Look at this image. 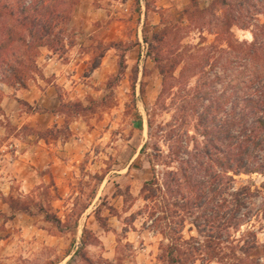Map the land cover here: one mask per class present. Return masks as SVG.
<instances>
[{
  "label": "rangeland",
  "instance_id": "1",
  "mask_svg": "<svg viewBox=\"0 0 264 264\" xmlns=\"http://www.w3.org/2000/svg\"><path fill=\"white\" fill-rule=\"evenodd\" d=\"M199 2L206 8L213 0ZM190 3L82 0L67 27L65 47L40 49L43 77L35 74L27 88L0 85V264H171V244L186 253L188 264H234L236 256L254 264L264 257L256 249L249 255L242 251L253 234L264 244V212L257 213L264 206L262 174L235 176L237 188L256 192L248 203L257 216L233 232L237 241L223 247L220 259L198 251L208 237L191 217L185 216L184 230L172 231L166 220L161 226L155 221L165 216L163 201L156 208L145 199L146 182L157 176L163 184L178 165L171 163L165 141L173 96L158 103L163 76L144 38L163 26L161 14L172 24ZM218 21L208 15L183 32L179 48L187 53L186 63L210 51ZM252 31L233 28L240 41L253 40ZM193 126L194 121L191 134ZM9 196L44 201L62 223L47 221L31 200L33 215L18 212L11 219L3 201ZM181 218L173 214L172 228Z\"/></svg>",
  "mask_w": 264,
  "mask_h": 264
},
{
  "label": "trees",
  "instance_id": "2",
  "mask_svg": "<svg viewBox=\"0 0 264 264\" xmlns=\"http://www.w3.org/2000/svg\"><path fill=\"white\" fill-rule=\"evenodd\" d=\"M81 1L0 0V85L27 88L35 74L43 77L37 64L40 49L65 47L67 27ZM208 15L219 19L216 39L210 51H203V56L197 60L194 56L193 63L189 59L186 63L188 56L179 48V40L183 32L193 31ZM261 17L264 18V0H213L206 8L201 7L199 0H191L172 24L166 23L161 14L163 26L152 37L144 38L149 46L148 55L163 76L158 103L168 95L173 96L175 112L167 124L165 141L169 144L171 163L178 165L177 170L165 175L163 184L157 176L146 182L145 199L156 208L159 200L163 201L165 216L155 221L161 226L166 220L172 231L184 230L185 216L191 217L199 233L208 237L198 251L204 250L210 259H220L223 247L237 241L233 232L251 225L252 218L257 216L248 203L256 192L250 186L237 188L235 176H264V20ZM235 27L252 28L253 40H238L233 33ZM194 79H197L195 84ZM2 97L0 88V104ZM77 105L90 109L82 102ZM192 121L193 134L189 130ZM51 188L57 191L53 181ZM28 200L45 213L47 221L62 223L52 206L47 209L44 201L38 203L32 197H3L12 210L11 219L18 212L34 214ZM263 212L264 206L257 210L258 214ZM175 213L183 218L176 222V229L172 228L171 220ZM252 236L253 242L246 240L242 251L249 255L256 249L264 256V244L258 242L257 234ZM181 251L178 244L170 245L171 264L190 262ZM236 258L238 262L234 264H245L243 258ZM263 258L254 264H264Z\"/></svg>",
  "mask_w": 264,
  "mask_h": 264
},
{
  "label": "crops",
  "instance_id": "3",
  "mask_svg": "<svg viewBox=\"0 0 264 264\" xmlns=\"http://www.w3.org/2000/svg\"><path fill=\"white\" fill-rule=\"evenodd\" d=\"M53 57H49V61H53ZM23 91V90H22ZM22 91H18V94H17V96L18 97H20V95H22L23 96V94H22ZM26 99V98H25Z\"/></svg>",
  "mask_w": 264,
  "mask_h": 264
}]
</instances>
